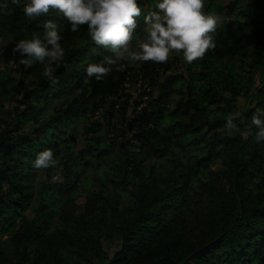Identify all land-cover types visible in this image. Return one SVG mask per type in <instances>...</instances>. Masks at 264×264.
<instances>
[{
    "label": "trees",
    "instance_id": "1",
    "mask_svg": "<svg viewBox=\"0 0 264 264\" xmlns=\"http://www.w3.org/2000/svg\"><path fill=\"white\" fill-rule=\"evenodd\" d=\"M26 2L9 0L0 9V59L33 77L29 84L0 80L12 92L8 105L15 104L0 119V264H264V141L243 135L252 116L264 113V0L216 3L226 26L212 33L216 47L203 59L175 58L186 72L174 73L170 58L121 61L124 71L113 65L99 81L85 69L112 54L91 40L87 26L70 31L56 10L26 17ZM137 2L142 14L132 47L144 35L139 23L160 0ZM49 20L65 51L52 65L54 86L43 64L25 66L27 57L13 52L33 35L43 42ZM227 26L236 39L224 37ZM232 47L245 66L240 83L231 65L218 78L212 74ZM86 112L101 120L83 122L80 134L74 125ZM229 115L236 117L230 132ZM105 129L109 144L91 136ZM80 135L86 146L75 154ZM46 149L56 168L63 165L62 182L43 178L54 168L33 167ZM147 161H166L171 171L147 173ZM215 162L223 168L211 170ZM90 172H103L100 189L79 192Z\"/></svg>",
    "mask_w": 264,
    "mask_h": 264
},
{
    "label": "clouds",
    "instance_id": "2",
    "mask_svg": "<svg viewBox=\"0 0 264 264\" xmlns=\"http://www.w3.org/2000/svg\"><path fill=\"white\" fill-rule=\"evenodd\" d=\"M19 5L20 0H10ZM9 0L0 4V9L8 7ZM204 0H160L156 4L158 11L144 16V35L131 46L137 18L142 9L137 0H27L23 5L26 17L47 15L56 10L70 24V31L77 32L80 26H87V34L97 45L111 52L101 62L90 63L85 71L88 77L101 80L116 65V71H124L126 65L121 61L167 63L169 56L175 52L182 54L187 63L203 59L206 52L216 47L212 33L221 23L216 14L204 11ZM45 39L37 36L22 39L13 47L19 53L20 63L31 66L34 61L44 65L42 75L50 80L51 85L59 81L54 76L53 64L63 60L65 51L61 46V35L57 24L51 20L43 25ZM235 116L229 115L224 125L229 132L236 128ZM255 129V132L253 131ZM245 138L255 137V142L264 141V113L254 114L251 126L243 133ZM57 161L51 150L37 154L33 167L36 169L55 168ZM53 183L62 182L60 175L51 177Z\"/></svg>",
    "mask_w": 264,
    "mask_h": 264
},
{
    "label": "rangeland",
    "instance_id": "3",
    "mask_svg": "<svg viewBox=\"0 0 264 264\" xmlns=\"http://www.w3.org/2000/svg\"><path fill=\"white\" fill-rule=\"evenodd\" d=\"M234 0H204V11L208 14H216L220 17L221 19V23L218 25L220 28H222L223 26L225 27L226 26V21H227V18L225 16H223V14H220V13H217V5H215L216 3H218L219 5L221 4L222 6H225V5H229L230 2H232ZM214 6V7H213ZM209 7H210V10H209ZM212 8V9H211ZM224 23V24H223ZM142 28L143 32H144V23H139L138 25V28ZM225 29H227L228 31H226L224 33V37L226 35H229L231 36L233 39L237 38L239 36V33H237L235 31L234 28L232 27H226ZM217 33V32H216ZM143 34L140 35V33H138L136 36L138 38H141ZM232 50V54H231V57L230 58H225V59H222L220 60L219 63H217V68L215 71H212V74L214 77L218 78L220 77L221 75H223L224 73H226V67L228 65H231L232 68H233V76L235 78L236 76V80L239 82L241 80V78L243 77V75L246 73L245 71H243L244 69V63L243 61L241 60V57L238 56L237 52L236 51H233V47L231 48ZM179 58L182 60L183 56L173 52L169 58H170V64H171V67H172V71L174 73L176 72H182L183 69H184V72H186V69H185V66L182 62L180 61H175V58ZM135 64H137V62H135ZM213 64H216L214 61H213ZM19 69H17V67H14L13 64L7 60L6 57L0 59V80H2V78L4 76H6L7 78L8 77H14L16 80H19L23 77V82L25 84H29V82L32 80V76L29 75V74H25L21 77L20 73H19ZM240 83V82H239ZM243 84V82H241ZM139 85H132V87H130V91L131 93L133 94H138L139 91H136L137 87ZM127 87L129 88V85H127ZM8 97H12V92H11V89L9 87V85H5V83L2 85L0 83V119L3 118V113L2 112V109L4 108V112H7V110H10L11 108L14 107V103H12L11 105H8L9 101H8ZM68 96H64V99L63 101H61L62 99H60L59 101H57L58 103H63L65 99H67ZM89 116V113L86 112L85 114V117H83L82 119H79V121L74 125V127L77 128V130L80 132V134L82 133L81 132V128L79 126H81L84 123H91V122H94V121H97V120H101L99 119V117H90L88 118ZM110 131L105 129L104 131H101L99 133H96V134H92L91 136L94 138L96 136H104L105 137V141L109 144V142L111 141V138L113 137L112 134L109 135L108 132ZM198 136H201V135H198ZM77 139L78 142L76 144V153L77 154L79 151H81L83 148H85L86 144H85V141H84V136L80 135V137H78ZM185 152L187 151H192V148H188L186 147L185 149ZM114 152V151H113ZM21 158V161L23 162V165H28V159L25 158V157H22L20 156ZM184 158H186V156H184ZM158 163L157 162H153V161H147L143 166H144V170L145 172H152L155 174V176L157 177H161L163 175H165L166 173H169V171H171V165L164 161L163 163H160L159 165H157ZM208 167L212 170H218V169H222L223 166L219 163V162H215V163H209L208 164ZM42 170V169H41ZM62 170H63V165L59 164V167L58 168H54V171L52 173V175L50 176V178H47V176H43L44 179H49L51 180V177L53 175H60L62 177ZM92 173V174H91ZM103 172L101 173H98V175H95L93 172H90L88 174V177L90 179H83V184H81V187L79 188V192H86V191H97L100 189V186L101 184L103 183V178H100L101 175ZM100 175V177H99ZM87 177V178H88ZM199 179L201 180H206V173L204 174H199L198 175ZM62 180H63V177H62ZM92 180V181H91ZM52 181V180H51ZM83 188V189H82Z\"/></svg>",
    "mask_w": 264,
    "mask_h": 264
}]
</instances>
